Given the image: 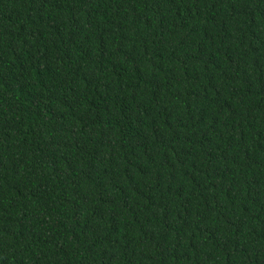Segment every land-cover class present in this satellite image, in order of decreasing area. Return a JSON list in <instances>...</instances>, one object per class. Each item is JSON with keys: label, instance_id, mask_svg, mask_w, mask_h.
Listing matches in <instances>:
<instances>
[{"label": "trees", "instance_id": "16d2710c", "mask_svg": "<svg viewBox=\"0 0 264 264\" xmlns=\"http://www.w3.org/2000/svg\"><path fill=\"white\" fill-rule=\"evenodd\" d=\"M0 264H264V0H0Z\"/></svg>", "mask_w": 264, "mask_h": 264}]
</instances>
